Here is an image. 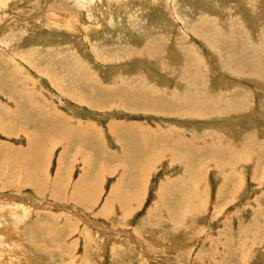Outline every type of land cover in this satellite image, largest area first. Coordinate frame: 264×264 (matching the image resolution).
I'll use <instances>...</instances> for the list:
<instances>
[{
  "label": "rangeland",
  "instance_id": "1",
  "mask_svg": "<svg viewBox=\"0 0 264 264\" xmlns=\"http://www.w3.org/2000/svg\"><path fill=\"white\" fill-rule=\"evenodd\" d=\"M0 264H264V0H0Z\"/></svg>",
  "mask_w": 264,
  "mask_h": 264
},
{
  "label": "bare ground",
  "instance_id": "2",
  "mask_svg": "<svg viewBox=\"0 0 264 264\" xmlns=\"http://www.w3.org/2000/svg\"><path fill=\"white\" fill-rule=\"evenodd\" d=\"M55 128H56V127H55ZM188 141H189V140H188ZM189 142H190L191 144H193V142H191V141H189ZM199 148H200V146H199ZM194 149H195V147H194ZM194 149H193L191 152H194L195 154H196V153H198V154H200V153H201V151H198V152H197V151H196V150H194ZM186 166H187V165H186Z\"/></svg>",
  "mask_w": 264,
  "mask_h": 264
},
{
  "label": "crops",
  "instance_id": "3",
  "mask_svg": "<svg viewBox=\"0 0 264 264\" xmlns=\"http://www.w3.org/2000/svg\"><path fill=\"white\" fill-rule=\"evenodd\" d=\"M120 166H122V165H120Z\"/></svg>",
  "mask_w": 264,
  "mask_h": 264
}]
</instances>
